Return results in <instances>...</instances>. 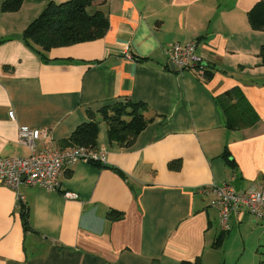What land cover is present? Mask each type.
<instances>
[{"label":"crops","instance_id":"obj_1","mask_svg":"<svg viewBox=\"0 0 264 264\" xmlns=\"http://www.w3.org/2000/svg\"><path fill=\"white\" fill-rule=\"evenodd\" d=\"M50 1L67 0H24L12 12L0 0V159L30 154L22 126L49 130L37 150L62 147L89 110L125 98L147 103L151 121L124 148L109 141L102 119L97 148L106 164L75 162L56 190L22 182L18 203L0 183V264H206L220 254L223 228L215 196L202 189L264 186V28L248 17L260 0L99 1L93 10L107 15V33L43 59L23 32ZM188 41L198 42L211 78L167 68L166 48ZM236 86L259 121L229 129L218 96ZM111 210L121 217L110 219ZM246 219L258 221L233 214L231 229Z\"/></svg>","mask_w":264,"mask_h":264},{"label":"trees","instance_id":"obj_2","mask_svg":"<svg viewBox=\"0 0 264 264\" xmlns=\"http://www.w3.org/2000/svg\"><path fill=\"white\" fill-rule=\"evenodd\" d=\"M104 0H67L63 3L50 1L43 12L23 32L24 40L37 51L43 59L47 58V52L52 48L88 42L102 38L110 27L107 15L101 10H93L95 3ZM24 0H4L3 12L17 11ZM250 24L253 29L264 28V0L258 1L248 12ZM198 43V42H197ZM260 54L264 63V45ZM138 60H146L137 57ZM204 77H212L211 64L207 66ZM8 68V66H7ZM167 68L171 69L169 63ZM178 71V70H177ZM218 102L223 109L226 118V126L229 129H242L253 126L259 121V115L248 101L239 87H234L218 96ZM147 103L133 101L131 98L115 101L101 107L97 112L88 111L89 120L78 125L72 134L62 141V147L87 146L96 148L99 135L100 117L107 124L109 141L117 142L124 148L131 147L139 134L147 127L151 119L146 114L149 111ZM224 156L228 163L229 152ZM170 167L177 169L180 163L173 161ZM23 217L26 228L28 226V214L24 207ZM122 212L111 210L108 213L110 219L121 217ZM227 231L218 236L214 246H223ZM181 264H202L200 258L194 261L183 260Z\"/></svg>","mask_w":264,"mask_h":264},{"label":"built area","instance_id":"obj_3","mask_svg":"<svg viewBox=\"0 0 264 264\" xmlns=\"http://www.w3.org/2000/svg\"><path fill=\"white\" fill-rule=\"evenodd\" d=\"M165 53L169 65L172 63L175 70H191L204 77L208 69L209 61L198 52L197 41L175 42L166 48ZM49 136L48 129L22 126L19 130V142L30 149V154L0 159V183L15 190L18 203H22L24 198L19 191L22 182L56 190L60 185L61 175L75 162L84 160L106 164V152L97 147H49L45 144L44 149L37 150L38 141ZM202 190L215 196L214 206L219 211L224 231L231 229L230 217L233 214L248 212L255 220H264V186L238 190L225 182L212 184ZM64 195L67 198L77 197L72 192H65Z\"/></svg>","mask_w":264,"mask_h":264},{"label":"rangeland","instance_id":"obj_4","mask_svg":"<svg viewBox=\"0 0 264 264\" xmlns=\"http://www.w3.org/2000/svg\"><path fill=\"white\" fill-rule=\"evenodd\" d=\"M98 121L103 120L99 117ZM218 250L220 254L213 253L206 264H264V220L233 224Z\"/></svg>","mask_w":264,"mask_h":264},{"label":"water","instance_id":"obj_5","mask_svg":"<svg viewBox=\"0 0 264 264\" xmlns=\"http://www.w3.org/2000/svg\"><path fill=\"white\" fill-rule=\"evenodd\" d=\"M170 67L172 70H175V66L172 63L170 64Z\"/></svg>","mask_w":264,"mask_h":264}]
</instances>
